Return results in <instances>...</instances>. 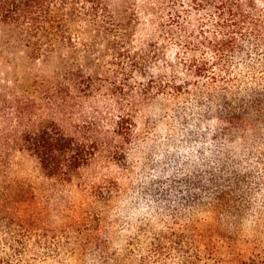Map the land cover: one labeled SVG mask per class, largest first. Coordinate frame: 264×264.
<instances>
[{
	"label": "trees",
	"instance_id": "1",
	"mask_svg": "<svg viewBox=\"0 0 264 264\" xmlns=\"http://www.w3.org/2000/svg\"><path fill=\"white\" fill-rule=\"evenodd\" d=\"M107 7L0 0V26L36 57L75 45L82 17L114 38L79 95L102 102L90 127L39 119L19 137L44 177L70 185L101 158L135 180L82 182V215L33 263L264 264V0H143L126 34L98 21Z\"/></svg>",
	"mask_w": 264,
	"mask_h": 264
},
{
	"label": "rangeland",
	"instance_id": "2",
	"mask_svg": "<svg viewBox=\"0 0 264 264\" xmlns=\"http://www.w3.org/2000/svg\"><path fill=\"white\" fill-rule=\"evenodd\" d=\"M102 1L108 13L98 21L108 20L124 34L143 2ZM100 23L76 19L70 26L76 44L41 57L32 55L12 28L0 26V264H35L33 254L52 245L54 235L59 240L64 228L82 215V182L101 176L116 180L122 191L133 186V178L101 158L92 160L70 185L48 179L19 140L32 132L39 119L46 125L54 121L77 135L95 120L101 110L100 98L81 99L79 95L88 81L98 86L110 68L114 38L103 33ZM177 145L179 156L184 145ZM140 174L147 178L146 173Z\"/></svg>",
	"mask_w": 264,
	"mask_h": 264
}]
</instances>
